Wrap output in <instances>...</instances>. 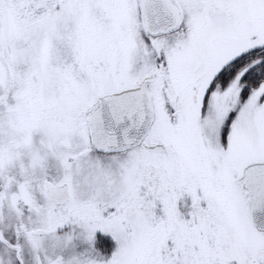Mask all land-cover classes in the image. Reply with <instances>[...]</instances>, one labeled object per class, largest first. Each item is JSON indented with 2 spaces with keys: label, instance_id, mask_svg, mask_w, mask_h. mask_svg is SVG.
<instances>
[{
  "label": "snow or ice",
  "instance_id": "snow-or-ice-1",
  "mask_svg": "<svg viewBox=\"0 0 264 264\" xmlns=\"http://www.w3.org/2000/svg\"><path fill=\"white\" fill-rule=\"evenodd\" d=\"M0 264H264V0H0Z\"/></svg>",
  "mask_w": 264,
  "mask_h": 264
}]
</instances>
